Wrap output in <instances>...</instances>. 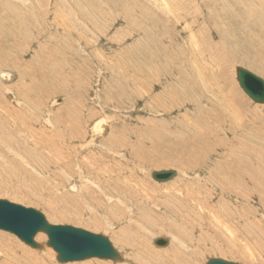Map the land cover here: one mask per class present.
Returning <instances> with one entry per match:
<instances>
[{
  "label": "rangeland",
  "instance_id": "obj_1",
  "mask_svg": "<svg viewBox=\"0 0 264 264\" xmlns=\"http://www.w3.org/2000/svg\"><path fill=\"white\" fill-rule=\"evenodd\" d=\"M74 1L29 0L36 9L0 10V33L7 34H0V199L36 209L51 224L107 236L124 259L119 264H264L257 152L251 171L243 164L249 186L242 182L233 194L208 184L218 161L213 151L242 152L231 148L233 136L264 155V104L253 103L235 75L242 67L264 80V18L242 19L236 0L166 1L170 10L164 0H90L80 10ZM217 2L222 6L211 10ZM22 13L18 24L13 17ZM97 122L106 132L91 138ZM161 170L176 177L156 184L151 172ZM37 236L42 249L0 230L2 243L17 251L16 264H60L46 235ZM159 237L168 245L155 247Z\"/></svg>",
  "mask_w": 264,
  "mask_h": 264
},
{
  "label": "water",
  "instance_id": "obj_2",
  "mask_svg": "<svg viewBox=\"0 0 264 264\" xmlns=\"http://www.w3.org/2000/svg\"><path fill=\"white\" fill-rule=\"evenodd\" d=\"M236 80L239 88L255 104H264V80L249 70L236 67ZM174 170L152 172L151 178L156 182H166L175 176ZM0 230L16 236L24 244L42 249L34 241L38 233L46 235L45 245L56 254L60 264L98 259L123 262L122 255L116 250L107 236L88 232L69 225H55L48 222L38 210L14 204L0 199ZM156 247L168 244L167 238H155ZM206 264H238L220 258H210Z\"/></svg>",
  "mask_w": 264,
  "mask_h": 264
},
{
  "label": "bare ground",
  "instance_id": "obj_3",
  "mask_svg": "<svg viewBox=\"0 0 264 264\" xmlns=\"http://www.w3.org/2000/svg\"><path fill=\"white\" fill-rule=\"evenodd\" d=\"M28 1L29 0H2V2H0V10H2L4 7H5V5H7V7L9 8V10H10V12H13V13H15V12H17L18 11V7L17 6H23V7H25V5L23 4V3H27V8H29V9H36L37 7H35V6H32L31 4L29 5L28 4ZM34 1V0H33ZM45 2L47 1V0H44ZM83 1H90V0H75L74 1V4H75V9L76 10H80L81 9V7H82V4H85V5H87L86 4V2H83ZM126 1V0H125ZM160 1H162V0H160ZM165 1V2H164ZM163 1V3H162V7H163V10H170V4H169V8L167 7V3H166V1H168V3L171 1V0H164ZM179 1H181V0H179ZM179 1H177V2H179ZM186 1V0H185ZM197 1V0H196ZM218 1V0H217ZM221 1H223V0H221ZM38 2H39V0H38ZM134 2H136V1H134ZM201 2H202V0H201ZM37 3V2H36ZM90 3V2H89ZM172 3V2H171ZM198 3V2H197ZM197 3L195 4V5H197ZM233 3V2H232ZM16 4V5H15ZM33 4V3H32ZM41 4V3H40ZM40 4L38 5L37 4V6L39 7L40 6ZM80 6H79V5ZM122 4V3H121ZM133 4H135V3H133ZM137 4H139V3H137ZM141 4V3H140ZM173 4V3H172ZM206 3H204V5H205ZM222 2H220V3H214V4H212L213 6H211V10H213V9H216V8H218V7H221L222 5ZM228 4V3H227ZM29 5V6H28ZM45 5V4H44ZM43 5V6H44ZM47 5V6H46ZM44 7L45 8H47V10L45 11L44 10V13L45 12H48V2H47V4H46ZM125 5V4H124ZM142 5V4H141ZM177 5V4H176ZM176 5H174V6H176ZM230 5V4H229ZM41 6H42V4H41ZM59 6V5H58ZM130 6V5H129ZM137 6V5H136ZM198 6V5H197ZM233 6V8L234 9H236V7H240V8H242L243 9V11L241 12V13H239L240 11H238V8H237V12L239 13V15L242 17V19H249L250 18V16L253 18V19H258L259 17H263L264 18V0H236V1H234V5H232ZM126 7V6H125ZM142 7V6H141ZM187 7H189V6H187ZM186 7V8H187ZM44 8V9H45ZM176 8H178V6H176ZM230 8V7H229ZM239 8V9H240ZM225 9V8H224ZM226 9H227V7H226ZM225 9V10H226ZM23 10V9H22ZM129 10V9H128ZM233 10V9H232ZM231 10V11H232ZM24 11V10H23ZM22 11V12H23ZM43 11V10H42ZM41 12V11H40ZM58 12V11H57ZM65 12V11H64ZM67 12V11H66ZM70 12V11H69ZM130 12V11H129ZM132 12V11H131ZM173 12V11H172ZM228 12V11H227ZM235 12V14H236V11H234ZM12 13V14H13ZM19 13V12H18ZM43 13V14H44ZM237 13V14H238ZM3 14V13H2ZM40 14H42V13H40ZM42 14V15H43ZM54 14L56 15V12H54ZM75 14H77V12L75 13ZM129 14H131V13H129ZM133 14V13H132ZM131 14V15H132ZM181 14V13H180ZM231 14V13H230ZM236 14V15H237ZM130 15V16H131ZM233 15V14H232ZM23 13H22V15H19V16H17V17H13V19H14V21L16 22V23H18V24H20V23H22V21H23ZM34 16H36V15H34ZM38 16V15H37ZM54 16V15H53ZM134 16H136V15H134ZM57 17V16H56ZM61 17H63V16H61ZM21 18H22V21H21ZM64 18V17H63ZM124 18V17H123ZM129 18V17H128ZM219 18V17H218ZM12 19V18H11ZM241 19V18H240ZM37 20V19H36ZM55 20V19H54ZM64 20V22L66 23V21H65V19H63ZM164 20V19H163ZM219 20V19H218ZM221 20V19H220ZM10 21V20H9ZM56 21V20H55ZM127 21V20H126ZM179 21V20H178ZM193 21V20H192ZM223 21V20H222ZM241 21H243V20H241ZM20 22V23H19ZM57 22V21H56ZM60 22L63 24L64 22L62 21V18H60ZM156 22V21H155ZM159 22V21H158ZM181 22H182V20H181ZM218 22H220V21H218ZM263 22V25L261 24V26H260V28H262V29H264V21H262ZM13 23V22H12ZM70 23L71 24H73L71 21H70ZM145 23V22H144ZM164 23V22H163ZM167 23V22H166ZM188 23V22H187ZM221 23V22H220ZM239 23V22H238ZM244 22H242L241 24H243ZM67 24L69 25V23H68V21H67ZM169 24V23H168ZM222 24V23H221ZM63 25H65V26H67L66 24H63ZM164 25V24H163ZM247 25V27L249 28V27H251V25L250 24H246ZM24 25H20V27H23ZM69 26H71V25H69ZM208 26V25H207ZM221 26V25H220ZM219 27V26H218ZM240 27V26H239ZM71 28H73L72 26H71ZM247 28V29H248ZM22 29V28H21ZM187 29V28H186ZM247 29H245L244 28V30H247ZM8 30V29H7ZM12 32V31H11ZM21 32V31H20ZM42 32V31H41ZM25 33V32H24ZM0 34H2L3 36H6V35H4V33H0ZM28 34V33H27ZM250 34V33H249ZM260 34V33H259ZM21 35L23 36V34L21 33ZM26 35V34H25ZM10 36H13V35H10ZM27 36V35H26ZM260 36V35H259ZM264 36V31L263 32H261V38ZM117 37V36H116ZM121 37V36H120ZM28 38H30V36L28 35ZM193 38H194V36H193ZM24 39V38H23ZM250 39V38H249ZM252 39V38H251ZM191 40V39H190ZM194 39H192L191 41H193ZM25 41H26V39H25ZM257 41H260V39H258ZM196 44V43H195ZM134 46V45H133ZM28 51V50H27ZM27 51H25L24 53H28ZM217 51V50H216ZM36 52V51H35ZM34 52V53H35ZM40 53H41V51H40ZM66 53V52H65ZM39 53L38 52H36V55H38ZM130 56V55H129ZM130 59V58H129ZM43 60V59H42ZM37 61V60H36ZM51 66V65H50ZM46 68V67H45ZM0 72H2V71H0ZM3 73V72H2ZM7 73V72H6ZM26 79V78H25ZM2 80V79H1ZM10 80V79H9ZM31 80V79H30ZM30 82V81H29ZM39 83V82H38ZM161 84V83H160ZM28 85V84H27ZM36 86V85H35ZM176 87V86H175ZM44 89V88H43ZM24 90H25V88H24ZM184 104V103H183ZM42 105V104H41ZM13 109H11V110H7V111H11V112H9V114H14V110L12 111ZM6 111V112H7ZM104 112V111H103ZM8 114V113H7ZM22 114V113H21ZM14 116V115H13ZM13 119V118H12ZM16 119V118H15ZM101 121V120H100ZM102 123H103V121H101ZM102 123H96V124H94V126L90 129V136H91V138H97V136L98 135H102V134H104V131L106 132V127H105V124H102ZM76 126V125H75ZM73 127V131H74V133L76 132V133H80V129H79V126H76V127ZM63 132H66L67 133V131L65 130L64 131V129L62 130ZM60 135V137H61V133L59 134ZM75 139V134H69L68 136L69 137H71V136ZM205 136H208L209 134L208 133H205L204 134ZM100 137V136H99ZM109 137V136H108ZM234 138V140L233 141H228V142H230L232 145V149H234L236 146H240V147H242V152H238V153H235L234 155H229V154H227L226 156H224V157H222V155L220 156V154H217V153H215L213 150V154L217 157V159H218V161L216 162V169H211L210 170V178H209V185L210 186H212L213 188L215 187V185L214 184H216V185H218L222 190H224L225 192H227V193H233L234 194V189L240 184V183H242V182H245L246 183V185L247 186H249V181H245L244 180V176H243V170L244 169H247V167L246 166H244L243 164H245V165H247L248 166V168H249V170L251 171L252 169H253V167L255 166L254 164V161L252 160V156L253 155H251V154H255V152H257V155H258V161H259V167H261V168H263L264 169V155H261V154H263V153H261L260 152V150L259 149H257L256 151L254 150V149H252V146L249 144V143H251V142H249V141H245L246 143H242L240 140H237L236 141V139L238 138L236 135L235 136H233ZM62 138V137H61ZM65 138V137H64ZM81 139V138H80ZM70 141H72L71 139H70ZM69 141V142H70ZM109 141H112V142H116L115 140H114V138L112 139V138H109V140H108V142ZM200 141L201 142H204V140H202L201 138H200ZM243 141V140H242ZM84 142V141H83ZM90 142V141H89ZM92 142V141H91ZM60 144V143H59ZM204 144H206V143H204ZM84 145V144H83ZM91 145V144H90ZM120 145V144H119ZM59 146V145H58ZM85 146V145H84ZM230 146V145H229ZM255 146V145H254ZM62 147V146H61ZM108 148V147H107ZM110 151V150H109ZM212 153H208V155L205 157L206 159L205 160H207L208 158H210L211 156H212ZM192 155L194 156V158H196L195 156L196 155H194V150H192ZM204 155V154H203ZM219 155V156H218ZM257 155H255V156H257ZM263 158V159H262ZM62 160V159H61ZM212 160V159H211ZM12 161V160H11ZM64 163V162H63ZM9 165V164H8ZM65 165H66V162H65ZM201 165H204V166H207V165H212V163L211 162H209V161H205V162H203V164H201ZM193 167V166H192ZM256 168V167H255ZM195 169V168H194ZM215 170H218L219 172L218 173H215L214 171ZM254 171L256 172L257 171V169H254ZM152 172H154V171H152ZM152 172H151V174H152ZM6 173V172H5ZM28 173V172H27ZM88 173V172H87ZM175 173H176V171H175ZM91 174V173H90ZM116 174V173H115ZM117 175V174H116ZM7 176V175H6ZM111 177V175L110 176H108V178H110ZM175 177H176V174H175ZM174 177V178H175ZM119 179V178H118ZM259 179V178H258ZM257 179V180H258ZM72 180V179H71ZM74 180V179H73ZM120 180V179H119ZM170 180H172V178L171 179H169V180H167L166 182H168V181H170ZM231 180H233V182H235V186L232 184V182H231ZM154 181V180H153ZM87 182V181H86ZM85 182V183H86ZM3 183V182H2ZM155 183L156 184H158V183H160V182H156L155 181ZM163 183H165V182H163ZM72 184V183H71ZM113 184V183H112ZM137 184V183H136ZM10 185V184H9ZM74 185V184H73ZM81 185V184H80ZM75 186V185H74ZM73 186V187H74ZM77 186V185H76ZM75 186V187H76ZM110 186V185H109ZM123 186H125V185H123ZM139 186V184L138 185H136V189H137V191L139 192V190H142V187H138ZM100 188V187H99ZM234 188V189H233ZM78 189V188H77ZM38 190V189H37ZM79 190V189H78ZM77 191V190H76ZM148 191V190H147ZM79 192V191H78ZM132 192H135L133 189H132ZM145 192V191H144ZM149 192V191H148ZM142 193V192H141ZM95 194V193H94ZM111 194V193H110ZM112 195V194H111ZM194 195H195V193H194ZM6 196V195H5ZM193 196V195H192ZM45 200V199H44ZM132 203V202H131ZM163 203V202H162ZM165 203V202H164ZM170 204V203H169ZM19 205V204H18ZM134 205V204H133ZM220 206H221V204H219ZM98 206H101V204H99ZM201 206L203 207V210L204 209H207V206H206V204L204 205V203L202 202L201 203ZM222 206H224V205H222ZM169 207V206H168ZM104 209V208H103ZM137 209H139L138 207H137ZM170 209H173V208H171L170 207ZM105 210V209H104ZM140 210H141V207H140ZM143 210H145V209H143ZM140 212V211H139ZM146 212V211H145ZM176 212V211H175ZM179 213V212H178ZM177 213V214H178ZM102 214H103V212H102ZM105 214V213H104ZM144 214V213H143ZM100 215V214H99ZM140 215V214H139ZM145 216H146V214H144ZM180 215V214H179ZM217 216H218V214H217ZM175 217V216H174ZM144 218V217H143ZM148 218V217H147ZM219 218V217H218ZM145 219V218H144ZM150 218H148V220H149ZM217 219V218H216ZM222 219V218H221ZM146 220V219H145ZM195 221V220H194ZM154 222V221H153ZM183 222V221H182ZM218 222V221H217ZM177 223V222H176ZM181 223V222H180ZM221 223V222H220ZM225 223V222H224ZM96 224L97 225H100L101 223H98V221H96ZM200 224V223H199ZM227 224V223H226ZM252 224V223H251ZM174 225V224H173ZM181 225V224H180ZM179 225V226H180ZM252 225H254V224H252ZM226 226V225H225ZM230 226V225H229ZM145 227H147V226H145ZM170 227V226H169ZM181 227V226H180ZM183 227V226H182ZM171 228V227H170ZM178 228V227H177ZM184 228V227H183ZM174 229V228H173ZM226 229V228H225ZM231 229V228H230ZM251 229V228H250ZM252 229H253V227H252ZM229 230V229H228ZM228 230H226V231H228ZM232 230V229H231ZM204 231V230H203ZM225 231V232H226ZM236 231V230H235ZM234 231V233H236ZM179 232H180V230H179ZM183 232V231H182ZM184 232H185V230H184ZM222 232V231H221ZM252 232V231H251ZM250 232V233H251ZM122 233V232H121ZM205 233H206V231H205ZM223 233V232H222ZM228 233V232H227ZM230 233V232H229ZM208 234V233H207ZM252 234V233H251ZM250 234V235H251ZM5 235V234H4ZM41 235V234H40ZM182 235V234H181ZM189 235V234H188ZM187 235V236H188ZM191 235V234H190ZM201 235H202V233H201ZM223 235V234H222ZM231 235V234H230ZM37 236V235H36ZM35 236V237H36ZM43 236V235H42ZM116 236V235H115ZM225 236V235H224ZM223 236V237H224ZM2 237V236H1ZM207 237V236H206ZM234 237V236H233ZM8 238V237H7ZM40 239L41 237L40 236H37V238L36 239ZM201 238V237H200ZM226 238H227V236H226ZM225 238V239H226ZM36 239H35V241H36ZM38 239V240H39ZM123 239V238H122ZM187 239H188V237H187ZM8 240H10V238H8ZM168 240V239H167ZM227 240V239H226ZM240 240V239H239ZM40 241H41V239H40ZM129 241V240H128ZM133 241V244H132V247H133V249L135 250V251H138L139 249V245L137 246V245H135V241L134 240H132ZM178 242H179V240H177ZM181 241V240H180ZM185 241V240H184ZM229 242V241H228ZM168 243H169V240H168ZM180 243V242H179ZM184 243V242H183ZM168 245V244H167ZM166 245V246H167ZM10 246L11 245H6V243L4 244V243H2V241L0 240V257H5L6 258V260L8 259V262L6 261V263L7 264H16L17 263V259H18V256H17V251H14V249H13V247H12V249L10 248ZM21 246V245H20ZM156 247V246H155ZM165 247V246H164ZM159 248H162V247H159ZM171 249V248H170ZM187 249H189V248H187ZM180 251V249L178 248L177 249V253ZM218 251H220V249L218 250ZM183 252V251H182ZM238 252V251H237ZM243 252V251H242ZM246 252V251H245ZM253 252H255V251H253ZM252 252V253H253ZM175 253V252H174ZM233 253H236V252H233ZM247 253V252H246ZM256 253V252H255ZM19 254V253H18ZM138 254V253H137ZM192 254V253H191ZM231 254V253H230ZM238 254L239 253H237V257H235V258H238ZM249 254V253H248ZM247 254V257H249V258H246V259H250V256ZM132 257H133V255H131ZM140 256V255H139ZM139 256H137L138 257V260L140 259V257ZM175 256H178V255H175ZM187 256V255H186ZM231 256H233V255H231ZM254 256V255H253ZM173 257V256H172ZM183 257V256H182ZM4 258V259H5ZM144 258V257H143ZM253 258L254 257H252V260H253ZM134 259H136V257H134ZM20 260V259H19ZM137 260V259H136ZM244 260V259H243ZM0 261H1V258H0ZM27 261V260H26ZM127 261V260H126ZM174 261H178V259L177 258H175V260ZM254 261V260H253ZM257 261H259L258 259H257ZM25 262V261H24ZM175 262V263H176ZM256 262V261H255ZM5 263V264H6ZM116 264H119V263H117V262H115ZM127 263V262H126ZM0 264H1V262H0Z\"/></svg>",
  "mask_w": 264,
  "mask_h": 264
}]
</instances>
